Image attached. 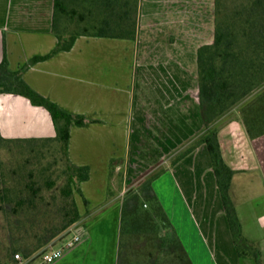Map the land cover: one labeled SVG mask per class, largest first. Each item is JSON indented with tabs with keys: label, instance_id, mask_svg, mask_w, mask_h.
<instances>
[{
	"label": "crops",
	"instance_id": "obj_1",
	"mask_svg": "<svg viewBox=\"0 0 264 264\" xmlns=\"http://www.w3.org/2000/svg\"><path fill=\"white\" fill-rule=\"evenodd\" d=\"M123 1L115 8L114 2L111 8L88 0L84 5L97 14L93 19L109 18L116 32L128 31L124 19L132 10L137 18L133 37L92 35L97 22L82 24L83 34L70 50L22 72V79L37 93L89 121L83 126L72 123L68 142L69 160L89 167V178L79 182L81 194L75 192L81 219L71 235L78 234L80 240L52 264H116L119 234L108 246L102 234L92 231L93 225L107 224L109 216L120 223L118 206L107 202L111 163L122 159L129 170H139L140 165L165 162L186 148L204 126L196 62L203 44L194 48L187 36L182 42L174 38L173 0H162L161 14L156 0H132V9L123 7ZM53 10L54 0H0V62L5 56L15 71L30 59L49 54L58 43ZM119 17L121 25L115 24ZM183 24L191 28L192 36L193 16ZM55 135L44 107L18 94H0L2 138ZM217 138L224 162L234 171L230 197L242 232L264 263V136L251 134L232 113L218 120ZM152 186L192 264H255L237 255L205 144L167 166ZM82 196L89 202L87 210Z\"/></svg>",
	"mask_w": 264,
	"mask_h": 264
},
{
	"label": "rangeland",
	"instance_id": "obj_2",
	"mask_svg": "<svg viewBox=\"0 0 264 264\" xmlns=\"http://www.w3.org/2000/svg\"><path fill=\"white\" fill-rule=\"evenodd\" d=\"M156 1L161 14L164 3ZM218 6L220 14L230 12L235 0H219ZM214 8L215 0H173L172 15L177 28L174 38L182 42L187 36V41L192 40L194 48L212 42ZM190 16H193L192 36L189 33L191 28L183 24ZM185 31H188L187 35ZM232 113L241 118L251 134L264 136V83L226 114ZM192 143L193 140L187 147ZM173 158L149 166L140 165L139 170L137 167L129 170V163L122 159L111 163L107 202L118 206L121 217L125 212L129 222L122 238L121 219L118 226L110 216L107 224L93 225L92 231L96 235L102 234L108 246L119 234L116 264H192L152 186L151 177L161 174ZM65 166L62 150L56 149L52 142H9L0 139V264L10 260L12 249L16 246H22L21 253L32 259L63 246L72 236L73 226L56 237L51 236L61 223L59 208L64 205V200L60 188L65 180L62 172ZM76 185L79 186V182ZM33 191L36 192V199L32 202L31 212L11 211L20 198L31 197ZM2 194H8L9 203L5 198L1 199ZM88 205H84L86 210ZM81 207L86 216L88 211H84L82 201ZM23 208L27 209V205ZM99 210L102 211L98 209L96 212H101ZM107 213L114 215L109 209ZM40 238L46 244L34 249Z\"/></svg>",
	"mask_w": 264,
	"mask_h": 264
},
{
	"label": "trees",
	"instance_id": "obj_3",
	"mask_svg": "<svg viewBox=\"0 0 264 264\" xmlns=\"http://www.w3.org/2000/svg\"><path fill=\"white\" fill-rule=\"evenodd\" d=\"M84 1L54 0L53 32L58 38V43L49 54L30 59L28 63L15 71L9 69L5 56L0 62V94H18L29 99L33 105L44 107L50 113L56 131V135L49 138L5 139L0 136V139L9 142H52L56 149L63 152L66 166L62 171L65 180L60 188V195L64 200V205L59 208L61 223L57 230L51 234L52 237L63 233L81 219L75 200V192L81 194V189L76 184L89 178V167L74 165L69 160L68 142L71 124L83 126L89 121L84 115L69 113L37 93L22 79V72L35 62L45 60L59 51L70 50L76 37L83 34L79 31L82 24L95 25L93 23L97 22L99 25L97 32L92 35L133 37L137 22L134 13L129 10V17L124 19V25L129 26L128 31L116 32L114 28H111L109 18H102L98 21L93 19L92 17L97 14L93 9H88V7L86 9ZM88 1H94L97 6H106L107 8H111L113 2L115 8L118 1L120 2V0ZM218 5L219 0H215L213 41L203 44L197 49L198 94L204 126L190 146L174 155L171 165L178 162L199 144L206 145L237 255L239 258L253 259L255 264H263L256 245L242 232L239 217L230 197V184L234 171L223 160L217 138V122L230 108L264 83V0H235L232 11L224 14H220ZM122 6H129L132 9V0H124ZM108 14H112L109 9ZM116 22L115 24L121 25V17L117 18ZM159 175L155 174L151 179L154 180ZM2 198H5L8 203L10 202L8 194H2ZM82 198L84 204L88 205V201L84 197ZM35 199L36 192L33 191L31 197L20 198L11 211L17 213L24 210L28 214L32 210L31 205ZM24 205H27V209L23 208ZM128 222L129 218L124 212L121 217L120 238H122ZM44 244H46L45 240L40 238L34 249L42 248ZM22 249L20 245L14 247L11 255L21 252Z\"/></svg>",
	"mask_w": 264,
	"mask_h": 264
},
{
	"label": "built area",
	"instance_id": "obj_4",
	"mask_svg": "<svg viewBox=\"0 0 264 264\" xmlns=\"http://www.w3.org/2000/svg\"><path fill=\"white\" fill-rule=\"evenodd\" d=\"M79 240L80 236L78 234H72V236L65 241L63 246L43 252L40 256L32 259L25 257L21 252H15L11 255L10 260L6 264H52L60 259L64 252L71 249Z\"/></svg>",
	"mask_w": 264,
	"mask_h": 264
}]
</instances>
